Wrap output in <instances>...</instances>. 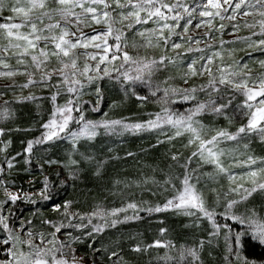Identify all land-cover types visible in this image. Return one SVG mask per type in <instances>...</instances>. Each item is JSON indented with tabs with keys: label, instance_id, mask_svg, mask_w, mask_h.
<instances>
[{
	"label": "trees",
	"instance_id": "trees-1",
	"mask_svg": "<svg viewBox=\"0 0 264 264\" xmlns=\"http://www.w3.org/2000/svg\"><path fill=\"white\" fill-rule=\"evenodd\" d=\"M246 55V52L233 53L230 60L236 62L238 57ZM252 56L254 60L250 61L248 69L244 68V74L250 69L252 75L262 73L264 51H255ZM182 69L177 64H170L165 72L178 81L184 78ZM237 85L235 78H227L225 83L219 84L213 96L218 103L227 104L231 99L225 114L205 112L197 117L196 123L203 134L225 131L236 135L234 140L220 137L219 144L223 148L263 159L264 136L257 131L237 134L240 127L248 124L250 116L246 113L252 111L245 106L246 92ZM70 100L76 105V110L68 129L43 144L35 143L48 131L43 125L52 120L55 107H61ZM11 101L13 115L4 131L8 141L6 155L1 157L3 162L0 161V178H4V183L0 184V216L7 219L9 226L20 218L21 226H28L24 233L35 236L37 233H56L58 243L68 238L69 241L65 242H69L78 253L103 264H164L162 258L166 247H149L157 240L170 242L173 247L194 245L199 250L201 264H238V260L229 256L230 240L226 243L225 239L228 228L223 226L216 231L200 211L191 216L180 209L164 208L168 200L178 198L183 192L187 176L188 183L205 199V206L215 208L217 217H223L228 202L225 192L229 180L225 171H219L217 178L216 172L210 177L211 163L199 155L198 139L191 140L187 132L173 135L170 131L172 134L169 136L163 128L119 133H107L102 129L94 138L78 139L75 144L68 135V130L74 131L83 123L77 122L81 114L85 120L94 122L106 119L148 121L147 111L158 107L153 101L139 96L130 83L107 76L93 80L73 94L58 92L54 88L40 97ZM30 141L33 147L29 152ZM194 152L198 154L194 156ZM81 153L94 157V160L85 163ZM73 160L78 163L72 164ZM97 162L101 164L99 170ZM73 171L74 178H69ZM197 173L201 179L194 183L193 177ZM45 178L52 180L55 189L50 195L45 193L47 199L39 195L44 189ZM9 192L23 196L11 201L6 198ZM66 204L79 215L91 214L102 208L112 212L124 210L113 215L115 224L109 221L98 231L88 224L79 227L73 224L64 229L58 223H64L70 214L66 213ZM129 204L136 207L129 208ZM244 204L248 207L263 206L264 190H257ZM156 207L162 210L149 211ZM225 222L232 228L238 226L230 220ZM6 232L7 229L0 224V241L8 239ZM242 241L240 257L248 264H264V247L252 242L247 234ZM12 242L0 243V252L10 247ZM138 245L141 251H134Z\"/></svg>",
	"mask_w": 264,
	"mask_h": 264
},
{
	"label": "rangeland",
	"instance_id": "rangeland-1",
	"mask_svg": "<svg viewBox=\"0 0 264 264\" xmlns=\"http://www.w3.org/2000/svg\"><path fill=\"white\" fill-rule=\"evenodd\" d=\"M107 2L110 4V8L107 11L116 20H119L120 9L116 8L114 0H107ZM121 2L124 3L125 0H121ZM165 2L175 3L176 0H165ZM181 2L187 7L195 8L196 11L191 16L180 11V15L183 18L178 20L171 18L176 14L175 12H167L166 9H162L167 17L163 20L158 17L147 18V13L142 11L140 15L147 19L146 23L134 24L132 28L126 27L127 21H124L123 24H115L114 28H120L123 33L120 41L122 51L117 53L116 59H112V53L115 51V48L111 47L117 43L115 40L117 33L115 32L106 38L101 37L97 40L81 41V43H87L88 46H78L69 52L68 57H65L62 53L60 55L53 54L59 51L55 48V43L58 41L52 40L51 37H59L61 35L60 28L52 31L45 29L43 33H32L30 25L22 24L19 29H13L14 35L12 37L7 35L6 29H0V129H3V133L0 134V161L3 162L1 157L6 155L5 150L8 144L5 138L6 136H4V131L7 130V125L10 123L13 115V102L11 99H20L22 97L30 98L32 96L40 97L46 94L47 90H54V88L58 92L62 90L68 92V94H73L77 89L80 92L83 87H86L88 83H91L95 79L115 76L124 83H130L132 89L139 96L149 99L157 105L158 108L147 111L150 118L148 121H156L157 116L160 117V120L158 126L152 128L145 127L140 130L125 129L123 125L137 123L146 125L148 121L127 122L123 119L100 120L98 122L121 121L122 124L107 129L99 127L96 130L97 133L102 129L107 133H119L124 130L141 132L163 128L166 129V133L169 136L172 133L173 135H177V131L180 133L187 132L190 134L191 140L194 141L196 140V135L193 132L187 130L186 126L179 127L167 123V116L171 115L173 120L181 116L187 117L191 113V110L199 103H206L209 99L214 100L213 96L219 87L221 77L224 79L230 77L235 78L245 92L248 89H252V91L256 88L260 89L259 82L264 80V71L255 75L250 74L251 69L245 70V74L243 71L245 67L248 69V64L251 63L250 61L254 60L252 55L255 51H264V44L261 43V41H264V25L261 23L264 22V15H262L264 13V0H261V3H258L257 0H229L227 4L224 3V0H218L220 3L219 8H214L209 5L208 0H181ZM237 3L240 4L239 8H235ZM12 6L23 7L27 11L30 4L29 0H19V3L16 0H4L3 11H0V24H19L24 19L23 13H12L9 10ZM87 6L86 4L85 7ZM157 6L159 5L157 4ZM55 7L57 5L54 0H46V7L33 9L29 13V18L36 20L38 29L45 28L50 23L55 24L57 21L60 22L61 26H64L65 22L60 20L58 16H54L51 20L47 16H44L42 17V22L36 19L41 16V13L50 12ZM93 7L96 8L97 12L105 10L102 4L93 5ZM130 10V8L124 9L125 12ZM205 10L209 11L211 15L201 16L199 14ZM74 11L79 13L81 9L77 7ZM8 17H12V19L9 20L7 19ZM189 20H191V23H188ZM87 23L89 26H83L82 24L78 31L73 21L67 24V29L69 33L75 32L76 36H80L81 34L84 36H92L107 30L106 24H96L92 21L91 14L87 16ZM164 24L170 25L171 30L165 28ZM197 24L200 27H197ZM185 27H187L186 32L184 31ZM140 33H144V35L141 36ZM38 34L40 35V39H36ZM17 36H26L28 39H18ZM76 36L69 35L65 39H70L75 43ZM44 37H49V39L45 40ZM105 39L109 46L107 52L104 51ZM29 41H31V45ZM97 44H100L101 47L97 48ZM174 44H179L180 47L174 48ZM41 51L46 55H41ZM124 51L128 52L133 60L139 61L140 63H133L131 60L125 62L122 55ZM240 52H246L247 57H238L236 62H232L230 60L231 55ZM32 56L37 57L36 61L32 60ZM93 56H95V59L91 58ZM101 57L106 58L102 60ZM72 59L76 61L75 68L72 67ZM150 61H156V64L150 76L147 71L142 73L144 81L127 79L125 77V73L129 77L137 76L138 67L143 62ZM64 64H67L68 67H64ZM170 64H177L178 67L183 68V79L176 81L173 80L172 76L166 75L165 71ZM85 66H87V70H85ZM61 69L63 70V75L61 74ZM105 70H107V74H105ZM8 73L12 74L8 75ZM30 80L32 83H29ZM145 81L148 82L146 83ZM52 84L54 88H52ZM25 85L28 86L25 87ZM70 87L73 91H69ZM165 89H168L167 96L164 94ZM184 90H189L188 99H184ZM153 91L156 92V95H152ZM262 99H264V96H256L255 99L248 101L252 105L250 110L255 111L257 107H261L259 101ZM6 101L7 103H5ZM66 108H71L72 111L66 113ZM165 109L168 110L167 113L164 111ZM75 110L76 105L72 101L61 107L56 106L52 120L62 122L65 114L73 117ZM209 111L211 110H205L192 118V127L199 134V145L200 141L211 140L213 136L217 135V133L213 135L203 134L196 123L199 115ZM86 120L92 121L90 119ZM81 126L82 124L75 128L74 131H79ZM82 138L85 137L78 139ZM220 140L221 138L218 137L214 144H208L206 147L212 148L213 152L217 153L216 159L224 169L223 171L227 174L229 180L228 190L225 192L226 197H228L227 205L233 200L238 201V203L227 212L226 206L223 217H217L216 209H208L205 206V199L202 195L195 190L194 186L189 185L202 197L205 208L213 213L215 223L220 226L219 229L215 228L216 231L220 230L226 224L225 221L230 220V222L236 223L231 218H226L232 215L248 218L252 217L253 212H255L256 217L254 218H259L261 221H264V205L248 207L244 204L256 191L251 196H248L247 199H242L246 195L245 189H251L259 183H264V158L261 159L251 155L244 156L241 152H236V149L223 148L219 144ZM203 158L211 163V168L208 172L210 177L216 172L214 174L215 178H217V173L220 171V168L217 167V162L210 160L206 152ZM253 161L255 162L253 163ZM10 163L12 162L8 164ZM253 171L256 172V176L254 177L251 175ZM48 173H46L47 176ZM193 173H195V170ZM74 175L75 172L73 171L68 177L70 178ZM199 175V173L194 175V183L201 179V175L200 177ZM47 180L48 190L46 194L48 193L50 195L55 189L52 180L48 178ZM2 183H4V178H0V184ZM233 189H236V191H233ZM39 193L42 196L41 192ZM8 194L23 196L15 192H9ZM8 194L6 198L9 200ZM176 202L179 201L176 200ZM168 208L172 209L174 207ZM102 209H96L91 214L79 215L71 211L68 207L66 208V213L67 211L70 212L69 216H67L64 223L59 222L58 224L59 226L63 225L64 229H68V226L73 224L76 227L88 224L95 231H97V227L101 230L104 224L109 221H114L112 211ZM180 210L186 213L183 209ZM189 211L191 214L188 215L191 216L199 212L195 208H191ZM220 220L223 222L221 223ZM21 221L19 218L15 221L14 225L9 226L5 218L4 222L7 224V235L11 233L13 237H18V239L12 240L13 242L10 247L2 249V252H0V262L13 260V256L9 253L8 249H12L17 254L20 252H23L25 255L32 253L34 258L35 250L27 243L31 241L33 245L39 246L42 250L41 255L48 261V264H54L53 257L56 260L64 259L68 264H103L101 261L85 257L78 253L76 249L71 247L69 242H65L69 241L68 238H65L62 243H58L56 233H53L54 235L37 233L36 236L24 233L28 226H21ZM209 221L213 224L212 220ZM236 224L238 226L232 228L233 234L244 231L247 228V225ZM226 236H229V230ZM42 237L43 243L41 240ZM50 240L52 243H47ZM230 244L234 250H237L236 245L231 239ZM182 247L196 248L194 245L172 246L166 247L165 253L168 256L176 257ZM229 256L235 261L238 260L235 255H230L229 253ZM238 261V264H243L245 260L243 257H240Z\"/></svg>",
	"mask_w": 264,
	"mask_h": 264
},
{
	"label": "snow or ice",
	"instance_id": "snow-or-ice-1",
	"mask_svg": "<svg viewBox=\"0 0 264 264\" xmlns=\"http://www.w3.org/2000/svg\"><path fill=\"white\" fill-rule=\"evenodd\" d=\"M17 3H19V0H16ZM55 4L57 7L53 8L50 12H45L41 13L40 17H37V20H41L42 22V17L47 16L50 20L54 16H58L60 20H63L65 22L64 26H61L60 22L57 21L55 24H48L45 26V28L38 29L37 28V23L36 20H33L29 18V13L33 9L37 8H45L46 7V0H29L30 7L27 9V11L23 7H16L12 6L10 7V11L12 13H23L24 19L21 21V23H12V24H0V29H6L7 30V35L9 37H12L14 35L13 29H19L22 24H28L30 25L32 33H43V31L48 30L52 31L54 29L60 28L61 29V35L59 37L52 36L51 39L54 41H58L55 43V48L58 49V52H54V55H60L61 53L63 56L68 57L69 52L72 49H75L78 46L81 47H87V43H81V41L85 40H97L98 38H106L110 35H112L114 32L117 33L115 35V40L116 44L114 46L115 51L112 53V59L117 58V53H120L122 51L120 41H121V36L123 35L122 31L120 28H114V25L117 23L123 24L124 21H127L126 27L132 28L134 24H140V23H146L147 19L142 17L140 13L146 12L147 13V18H152V17H158L159 19L163 20L166 19V14L162 9H166L167 12H175L176 14L173 15L171 18L173 20H178L180 18H183L180 15V11H183L187 13L189 16L192 15L193 12L196 11L195 8H190L185 6L181 0H176L175 3H167L165 0H125L124 3L121 2V0H114V3L116 5V8L120 9L119 13V20H116L112 14L107 11V9L110 8V4L107 2V0H54ZM258 3H261V0H257ZM224 3L227 4L229 3V0H224ZM88 5L85 7V5ZM103 5V8L105 9L102 12H97L96 8L93 7V5ZM157 4L159 6H157ZM208 4L211 5L214 8H219L220 3L218 0L214 2V0H208ZM79 7L81 11L79 13L75 12L74 9ZM240 4L237 3L235 5V8H239ZM4 8V0H0V11H3ZM130 8V11L125 12L124 9ZM88 14H91V20L94 21L96 24H101L104 23L107 25V30L102 32V33H97L92 36H84L81 34L80 36H76V33H69L67 29V24L72 23L74 21L75 26L77 27V30H80V26L83 24V26H89L87 23V16ZM201 16H209L211 13L207 10L201 11L199 13ZM219 14V13H217ZM264 15V13H262ZM7 19L11 20L12 17H8ZM188 23H191V20L188 21ZM262 25H264V22H261ZM197 27H200L199 24L196 25ZM165 28H169L171 30V26L168 24H164ZM184 31H187V27H185ZM76 36V42L74 43L70 39H65L66 36ZM141 36L144 35V33H140ZM18 39H28L26 36H17ZM36 39H40V35L38 34L36 36ZM45 40H48L49 37H44ZM151 43V41H149ZM199 43V41H197ZM262 44H264V41H261ZM29 44L31 45V41H29ZM34 46V45H33ZM97 48L101 47L100 44L96 45ZM174 48L180 47L179 44H174ZM109 46L107 45L106 39L104 40V51H108ZM41 55H46L43 51H41ZM123 55V60L125 62L127 61H133V63H140L139 61L133 60V58L128 54V52L124 51L122 53ZM92 59H95V56L91 57ZM106 57H101V59H105ZM37 57L32 56V60L36 61ZM72 67H76V61L75 59H72L71 61ZM156 64V61H150V62H143L140 67H138L137 72L138 75L135 77H129L127 73H125V77L127 79H132V80H140L144 81V77L142 75L143 72L147 71L148 75L150 76L153 67ZM39 66V65H37ZM64 67H68L67 64H64ZM98 67V66H97ZM203 67V66H202ZM85 70H87V66H85ZM12 73H8V75H11ZM61 74L63 75V70L61 69ZM105 74H107V70H105ZM193 74H195L193 72ZM66 78V77H65ZM91 79V78H90ZM146 83L148 81H145ZM29 83H32L30 80ZM210 83H212L210 81ZM219 83L223 84L225 83V79L221 77ZM260 84V91L259 92H253L252 89H248L245 95L247 96V100L245 101V106L249 109L252 108V105L248 103V101H251L255 99L257 95L259 96H264V80H261L259 82ZM28 85H25L27 87ZM237 87H240V85H237ZM69 91H73V89L70 87ZM175 91V90H173ZM194 91V90H192ZM165 96L168 95V89L164 90ZM152 95H156V92L153 91ZM189 98V90H184V99ZM53 100H55V96L52 97ZM143 99V98H141ZM7 103V101L5 102ZM71 103V101H69ZM231 104V99L228 100V103H223L220 102L218 103L215 100L209 99L206 103H199L193 110H191V113L187 117H179L178 119L173 120L171 115L167 116V123L172 124L173 126H179V127H187V130L193 132L196 135V139H199V134L195 128L192 127V118L193 116L204 112L205 110H211L213 113H216L218 115L225 114L226 109L228 106ZM259 104L261 107H257L255 111H251L250 113H246V115L250 116L248 120V124L245 126H242L238 129V133H244L247 134L252 131H257L261 136H264V99L259 101ZM79 110V109H77ZM72 111L71 108H66L65 112L70 113ZM167 113V109L164 110ZM73 117L69 114H65L63 116L62 122H57L56 120H50L48 123L44 124L43 127L45 129H48L46 133L42 135V137L38 140L35 141L37 144H43L47 140L53 139V137H56L59 133H63L68 129V124L69 121H71ZM160 120V117L157 116L156 121H148L146 125L144 124H125L123 127L125 129H131V130H140L145 127L147 128H152L158 126V122ZM83 122L82 126L80 127L79 131H71L68 130V135L72 138L73 143L78 140L80 137H85L87 139H92L97 135V128L99 127H104V128H110L115 125H121V121H111V122H93V121H87L85 120L83 114L80 115L79 120L77 121ZM3 133V129H0V134ZM177 135H180V132L177 131ZM218 137H227L228 139L234 140L236 139V135L229 134L225 131H220L217 133L216 136H213L211 140L207 141H200L199 145V155L201 157H204L205 152L207 153V157L212 160L217 162V167L220 168V171H223L224 169L219 165L217 158V153L213 152L212 148L206 147L208 144H214L217 141ZM192 141H190L191 143ZM33 147V142L30 141L28 143L27 150L30 152ZM198 153H193V155H197ZM81 159L85 163H91L94 160V157L87 155L85 153H81ZM175 159V157H173ZM255 161H253L254 163ZM49 163H55V161H49ZM72 164H77L78 161H71ZM11 166V165H9ZM97 170L101 167L100 162L96 163ZM251 175L254 177L256 176V172L253 171L251 172ZM74 178V177H70ZM188 177L186 176L184 179V192L181 194L178 198H174L173 200H168L167 203L164 205V208L168 207H174L176 209H183L187 214L190 213L191 208H195L198 211L202 212L204 216H206L209 220L213 221L214 228L219 229V225L215 223V220L213 219V213L209 212L205 206L202 197L197 194L192 187L188 183ZM61 183H64V181H61ZM257 189L264 190V183H259L255 187L251 189H245L246 195L242 197V199H247L248 196H251L253 192L257 191ZM48 190V180L45 178L44 181V189L41 192V195L43 198L47 199L48 196L45 195V193ZM233 191H236V189H233ZM9 199L11 201H15L17 199L16 195L13 194H8ZM178 200L179 202H176ZM238 201H230L227 205L226 212L234 207ZM67 208V204L65 205ZM129 208H135V204H129ZM124 209H119V210H113L112 214L115 215L117 211H123ZM162 209L160 207H156L155 209H149V211H161ZM256 217L255 212H253L252 217L244 218L240 216H235L232 215L231 217H226V218H231L234 220L236 223L241 224V225H247V228L245 231H240V232H235L233 234V230L231 225L225 224L224 227L228 228L229 230V236H226V243L231 239V241L236 245V249L234 250L232 245L229 244L228 251L230 255H235L237 259H240V251L239 249H242L243 247V241L242 238L247 234L252 242L255 244H258L262 247H264V221H261L259 218H254ZM5 218L3 216H0V224L4 226L5 229H7V224L4 223ZM113 224L116 223V221H112ZM99 230V227H97V231ZM56 231L59 232L60 228L57 227ZM162 232L164 231L163 229L161 230ZM215 234V233H214ZM30 235V234H29ZM54 235V234H53ZM18 237H13L11 233H9L8 239H5L3 241H0V243L3 244H8L10 240H16ZM42 243L43 237L41 238ZM31 248L35 250V257L33 258L32 253H29L25 255L23 252H20L17 254L16 252H13L12 249H8L9 253L13 256V260L7 261V262H0V264H48V261L44 259L41 255V249L39 246L33 245L31 241L27 242ZM47 243H52V241H48ZM152 246H158V247H172L171 243H162L161 241L157 240L154 242V245H149V247ZM15 247V245H13ZM200 247H203V241H201ZM134 251H141L140 246L138 245L136 248L133 249ZM113 255H116V253H113ZM164 264H201L200 261V255H199V250L196 248H184L182 247L178 255L176 257H171L165 254V256L162 258ZM53 262L54 264H68V262L64 259L56 260L55 257H53ZM243 264H248V261H244Z\"/></svg>",
	"mask_w": 264,
	"mask_h": 264
},
{
	"label": "water",
	"instance_id": "water-1",
	"mask_svg": "<svg viewBox=\"0 0 264 264\" xmlns=\"http://www.w3.org/2000/svg\"><path fill=\"white\" fill-rule=\"evenodd\" d=\"M259 91H260V89H257V88L253 90V92H259ZM257 96H259V95H257Z\"/></svg>",
	"mask_w": 264,
	"mask_h": 264
}]
</instances>
